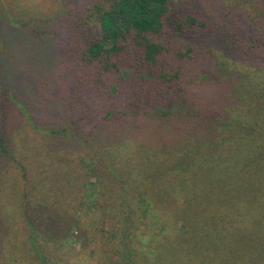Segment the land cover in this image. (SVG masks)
<instances>
[{
  "label": "trees",
  "instance_id": "16d2710c",
  "mask_svg": "<svg viewBox=\"0 0 264 264\" xmlns=\"http://www.w3.org/2000/svg\"><path fill=\"white\" fill-rule=\"evenodd\" d=\"M233 2L246 13L237 31L188 0H96L71 40L60 33L67 53L55 39L68 9L0 0V180L10 172L18 209L8 238L23 236L34 263L57 264L34 212L45 206L80 231L92 213L119 254L110 264H264V13L257 0ZM204 82L218 89L209 105L194 101ZM54 84L64 96L43 98ZM89 101L102 109L96 121L74 107ZM55 109L72 119L59 126ZM147 123L163 143L138 139ZM247 199L258 203L237 206Z\"/></svg>",
  "mask_w": 264,
  "mask_h": 264
},
{
  "label": "rangeland",
  "instance_id": "374dc122",
  "mask_svg": "<svg viewBox=\"0 0 264 264\" xmlns=\"http://www.w3.org/2000/svg\"><path fill=\"white\" fill-rule=\"evenodd\" d=\"M12 0H6V3H10ZM32 2L34 5H39L43 3L42 8H45V5H47L50 1L56 6L62 5L64 9H68V12H71L69 14V19H66L68 16V12L64 11L59 14V17L63 19L60 29L57 30L55 41L60 44L61 48L68 53V45H63V42L59 39L60 33H63L65 35V38L68 40L72 39V36L75 33V29L71 22L73 20H76L79 18V14H84L87 7L91 6L94 1L96 0H27ZM24 0V2H27ZM234 0H188L189 7L193 9H197L201 13L207 15V12L211 9L214 10V13H217L219 17L220 14L224 13L227 17V20L230 22L235 31L240 27L239 24L242 21V17L245 18L246 13L243 11L241 7H239L236 3L233 2ZM257 5L260 9L263 10L264 13V0H257ZM245 13V15L243 14ZM186 13V12H185ZM60 18V19H61ZM68 21V23L66 22ZM221 24H223L222 20H220ZM234 31V32H235ZM10 35V39L12 40V35ZM9 48V47H8ZM7 53H9L7 51ZM17 54L15 52L11 53V62L9 64L16 65L17 63H21V60H18ZM257 59H254L252 57H249V62L252 65H256ZM64 64V62L62 63ZM17 66V65H16ZM62 74L63 81L67 80L66 82L68 84L73 85V75L74 72L68 69H62L59 73V76ZM36 75V74H35ZM31 82V80H29ZM33 83V81L31 82ZM218 84V83H217ZM211 83L204 82L202 85H198L195 89L194 94V101L197 104L201 105H209L215 98V96H218V89L217 87H211ZM219 86L220 90V84L216 85ZM25 87V85L22 87V89ZM63 89L62 86L54 84L53 86H48L46 88V92L44 90H40L41 95L43 98L51 99V98H58L64 96L63 92L61 91ZM220 91V92H226ZM24 92V90H23ZM25 94V93H24ZM30 93L29 95H31ZM80 96L82 97H88L89 93L82 91ZM95 98H98L97 96H94ZM92 98V96H89V100ZM225 98L223 97V100ZM231 102L233 100L231 99ZM74 107L77 109L78 114L81 116H86L85 120L88 121L89 119L95 120L98 118L99 112L102 111L100 108H96L93 104L91 107L90 101L83 103H76L74 102ZM91 107V108H90ZM53 113H55L54 118L61 120L57 122L59 126H61L62 121H69V119H72L70 115L62 113V110H53ZM54 115V114H53ZM72 124V123H71ZM84 124H86L84 122ZM91 125V122H89ZM153 125L152 123L145 124V129L142 130L140 133V129L133 130L135 132H138V139L141 141L149 142L150 145H158V143L161 142L160 133L156 132L155 130L147 129V127ZM100 127V126H99ZM139 127V126H138ZM78 128V127H77ZM132 130V129H131ZM195 132L189 128V125L185 127L186 136L185 139L190 137L189 133ZM141 135V136H140ZM204 141H210V139H202L200 142ZM40 146H43L40 144ZM71 150H73V154L70 155L71 159H68L70 164H76L77 158L79 156L78 149L79 144L78 142H71ZM67 162V159H62ZM146 164H149V162L146 161ZM144 164L145 166H147ZM144 170V169H141ZM246 172V171H245ZM200 175V173L198 174ZM201 175H204L201 173ZM248 177V175L246 174ZM10 179V172L7 175V177H4V180ZM3 179L0 180V200H4L5 204H10L9 211L11 213L4 214L2 209L0 208V264H37L36 262H33V257L30 253H28L22 244L23 236L19 235L17 238H8V235L13 236L14 231H12V228L10 227V224H12V221H15V216L18 215V209L13 204L14 198L5 188V181ZM199 188H202V185H200ZM197 189L196 195L200 194V189ZM205 196V194H202ZM231 201V200H230ZM258 202L257 201H251L250 199L245 200L241 204L237 205L240 208L249 209L253 206H255ZM34 211L38 217H39V226L42 232H44V235L46 236L47 240H49V249L51 251V257L54 261V263H59V260H62L65 264H110L109 260L110 258L119 257V254H116V251H113L112 253H109V244H107L104 239H102L101 234H99V231L96 230V227L94 225V221L92 220V213H88L84 215L83 222L85 224L84 229L81 231L78 229H70L68 224L65 223H59L54 222L53 219H51L50 213H54L55 209H50L49 207L40 206L35 208ZM54 211V212H53ZM72 211L71 209L69 210ZM74 211V210H73ZM48 213V214H47ZM264 217V212H263ZM9 221V222H6ZM225 222V221H224ZM214 228L216 232H221L223 230V224L222 219L220 218V214L217 216V218L214 221ZM17 226V225H16ZM15 226V227H16ZM20 226V225H19ZM17 226V228H19ZM97 229L99 227L97 226ZM98 233L95 235V233ZM69 233L73 236H69ZM87 234V240L85 241V235ZM76 235V236H75ZM68 237L66 241H61L60 239ZM248 237V235H247ZM259 240L261 241V236H259ZM17 239V240H16ZM59 239V240H57ZM87 244L86 246H83V244ZM238 246V245H237ZM251 246V245H250ZM15 256L20 257V260H16ZM108 261V262H107Z\"/></svg>",
  "mask_w": 264,
  "mask_h": 264
}]
</instances>
